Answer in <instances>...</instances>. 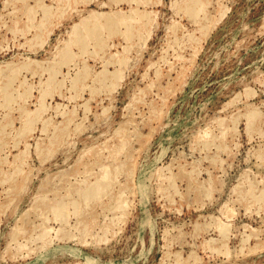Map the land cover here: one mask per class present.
Returning <instances> with one entry per match:
<instances>
[{"label":"rangeland","instance_id":"1","mask_svg":"<svg viewBox=\"0 0 264 264\" xmlns=\"http://www.w3.org/2000/svg\"><path fill=\"white\" fill-rule=\"evenodd\" d=\"M38 1L0 0V87L8 65L24 66L15 93L29 92L0 107V124L13 119L0 134V264H264V198L243 196L251 185L264 191V0H205L196 18L180 7L187 0ZM94 13L127 16L140 32L128 41L103 32L98 53L93 40L89 52L72 45L76 57L62 67L69 77L24 135L20 107H41L48 75L40 68L60 59L75 25ZM42 19L49 25L37 45ZM84 66L90 74L76 94L71 79ZM117 70L115 87L97 83ZM124 129L123 154L106 158ZM108 163L128 164L116 179L128 185L126 214L104 233L112 215L97 206L89 236L75 227L59 236L60 221L50 220L53 238L38 240L40 201L66 195Z\"/></svg>","mask_w":264,"mask_h":264},{"label":"bare ground","instance_id":"2","mask_svg":"<svg viewBox=\"0 0 264 264\" xmlns=\"http://www.w3.org/2000/svg\"><path fill=\"white\" fill-rule=\"evenodd\" d=\"M147 1H149V0H147ZM139 2H141V1H139ZM205 2H206L205 0H187L180 7H183L185 12H188V14L191 17L196 18V17H198V14L201 13L200 11L204 9L205 4H206ZM38 4H40L39 1H38ZM41 6L44 9L46 15L49 16L51 14L50 7L46 6L45 4H41ZM29 11L31 12V9H29ZM137 13L139 14L140 12H137ZM134 15L136 17V14H134ZM149 17L150 16H148V18ZM101 18H104V17L103 16L101 17L100 14H98V13H94V15L92 17H90L89 20H87L81 24L75 25L73 32H72L73 37H72V39H70L72 41L65 47L64 50H60L61 51L60 52V59L59 60L56 59L52 64H48L47 67L40 68L43 73H44V71H46V74L48 75L45 82L41 81V84H43L42 90H41V99H40L41 107H39V110L36 109V111H34V112H30V111L28 112L26 108H24L22 106L20 107L21 111L24 114V117H27V118H25V119H27L26 122H24L25 123V131L23 132V129H22V132L24 135L26 134V132H29L30 130L34 129V125L38 122L41 115L44 113L43 111L46 108V97L48 96V94L51 93L52 91H55L56 89H59L60 87H62V84H64L63 81H65L66 78L69 77L71 67L69 66V70L67 71V73L62 72V67L64 66L63 65L64 63L65 64L68 63L70 65V62L74 61V58L76 57V53L72 49V45L77 46L79 51H81V52H89L88 49H89L90 44H88V43H89V40H91V42L93 40L94 41V43H93L94 44V53H98L99 50H102V49L105 50L106 49L105 47L107 46V42H108L106 36L103 35V32H109V34H113V35L114 34H119L122 36L124 35L125 41L126 40L128 41V39H129L128 37L132 36L131 38H134L133 35L137 32H140V30H137V31L135 30V27L132 24L133 22L127 16L109 15V16H107L106 19H101ZM139 18H141V17H139ZM142 19H144V18H142ZM134 21H135V18H134ZM148 21H149V19H148ZM149 22H151V21H149ZM48 25H49V20H43L42 19V26L40 27V32L38 33V35L34 41V42H36L37 45L42 43V41L44 39V34L46 33V31L48 29ZM144 27H145V25H144ZM123 28H125V30H123ZM140 29H142V28H140ZM109 34H107V36ZM135 37H137V36H135ZM128 49H130V48H128V44H127L125 46V50L128 51ZM56 57H58V56H56ZM124 58H123V60H125ZM122 62L123 61H121V63ZM30 65H32V64H30ZM9 67H10V69H9ZM14 67H16V66L8 65V69H7L8 72L6 70L8 75H5V76H8V78L0 87V90L2 92V97H3V99L0 100V107L1 106L3 107V105H5V106L7 105V108L8 107L12 108L19 96H21V98L22 97L23 98L29 97L28 89L26 91L24 90L23 93L20 92L21 94L17 93L19 95L17 97V95L15 93L14 83L19 76L21 68L22 67L24 68V66H21V67L18 66L19 69H18V67L17 68H14ZM4 71H5L4 69L3 70L0 69V76L1 75L4 76ZM6 72H5V74H6ZM119 72L120 71L117 70L115 73L112 72L113 76L112 75L108 76L109 73L106 74L103 71L102 73H100V75L97 76V79H98L97 83L103 87H111L118 80L116 75H119ZM89 74H90L89 67L84 66L81 73L77 77L71 79V88L70 89H72L74 92H77L76 94H78V92L80 90L84 89L83 87L85 86V80H86L87 76H89ZM111 77H113L114 80H110ZM20 82H22V81H20ZM21 84L25 85L24 83H21ZM117 85H118V83H117ZM19 86H21V85H19ZM25 86H27V85H25ZM113 87H115V85ZM113 87H111V88H113ZM95 89H97V88H94V91H95ZM30 96H31V94H30ZM39 105H40V103H39ZM256 115H257L256 112H254V111L251 112L250 113L251 120H252V118L254 120ZM71 120H73V119L72 118L68 119L67 120L68 123H70ZM12 124H13V119L9 115L4 117L3 122H1V124H0V134L3 135L4 133H6V130L8 128L12 127ZM63 128L64 127H62V129ZM65 128H66V126H65ZM62 129L60 128V133H58L55 137L63 138V134L65 135L66 133H68V130H67L68 128H66L65 130H62ZM119 133H120L119 135L121 138L119 146H117V148L115 150L109 151L110 154L108 153L109 155H107L106 158L117 159V156H121L123 154V153H121V155H119L120 152L127 145L128 135H127V132L125 131V129L121 130ZM54 142L55 141H53V143ZM56 142H58V141H56ZM49 153H50V151H49ZM102 156H105V155H103L102 153H97L95 155L97 160H100L102 158ZM110 166H112V164H109V163L106 164L105 166H103L101 174L99 176H96L94 179H88L86 181L80 182L81 184L79 183L76 186H71V188L69 187L68 193L66 195H59V197L54 201H47L46 199H43V201L42 200L40 201L41 202L40 216H41L42 223H41V226H39V228L37 229L38 240H41V242H43V244L46 243L47 241H49L51 231H52V228L49 225L50 220L60 221L63 229L61 231V235H59V236L70 237L72 235V232L68 229V227L69 228L75 227L80 231V237L84 238L88 234L92 224L94 225L93 220H95V218L98 216V212H96L98 210L97 206L101 207V210H103V212L104 211L110 212V214L112 215L111 218L110 217L108 218L110 220V223L104 228V233H106L108 230H110L115 225V223L120 219V216L123 213H125L124 211L127 209V205H128L127 198H125L126 193L128 192V185L127 184H124V185L119 184L116 179H117L118 175L120 174V172L128 175V164H125V166L117 164L115 166H112L111 169H110ZM21 169H22L21 165H18L17 168L14 170L20 171ZM22 172H23V170H21V173ZM14 173L9 176L10 180L12 179L11 177H13ZM23 174H24V172H23ZM7 178H8V176H7ZM23 180H27V178L25 177ZM6 181H7V179H6ZM170 182H171V180H170ZM168 191H169V189H168ZM15 192L18 194L17 190H15ZM245 192H244L243 196L252 198L254 200H262L264 198V191H262L260 194H256L254 191L253 185L250 186V189L246 193ZM17 196L18 195H14V199ZM12 202H15V201L13 200ZM38 213H39V211H38ZM50 213L53 214V218H50ZM102 214H104V213H102ZM72 217L75 219L74 225L71 224L70 219ZM73 218H72V220H73ZM220 229L222 230L221 233L223 235V238L220 241V247H223L224 242H225V238H226V230L228 228L223 227ZM79 231H78V233H79ZM73 235H74L73 237L76 236L75 234H73ZM77 236H76V238H77ZM87 236H89V235H87ZM52 238H50V239H52ZM76 238H74V239H76ZM49 243H46V244H49ZM52 243H53V241H52Z\"/></svg>","mask_w":264,"mask_h":264}]
</instances>
